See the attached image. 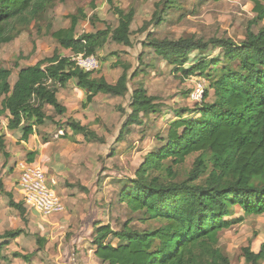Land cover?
Here are the masks:
<instances>
[{
  "label": "trees",
  "instance_id": "1",
  "mask_svg": "<svg viewBox=\"0 0 264 264\" xmlns=\"http://www.w3.org/2000/svg\"><path fill=\"white\" fill-rule=\"evenodd\" d=\"M250 1L256 14L253 22L262 21L264 0ZM50 2L0 0V46L11 43L30 27L38 15L47 12ZM107 2L117 18L114 28L77 36L79 22L87 18L78 10L68 17L67 28L53 30L47 25L46 34L60 49L84 58L95 57L109 40L130 47L134 11L126 12L114 6L112 0ZM156 8L157 27L176 8L175 0H162ZM148 37L146 46L160 59L171 64L179 62L178 70L185 78L196 74L205 78L213 101L206 102L205 90L200 106L174 112L166 136L157 137L160 148L145 156L134 178L118 182V203L139 214V222L155 223L157 227L133 230L129 221L115 232L107 224H96L90 242L93 256L100 264H230L219 239L242 222L240 217L233 218L234 209L245 216L264 215V26L256 34L248 27L244 41L238 44L228 38L204 41L195 36L177 40ZM215 49L221 50V56L205 59ZM194 51L200 55L197 61L189 57ZM188 62L192 65L183 68ZM14 68L18 72L11 85V72L0 67V117L19 143H26L38 127L53 121L45 113L46 107L55 115L66 114L57 94L71 81L85 93L82 107L92 104L99 94L113 98L128 94L127 68L115 84H109L103 77H96L94 71L79 69L71 57L58 52L31 66L20 67L17 62ZM129 110L122 130L141 125L143 118L161 111L156 98L141 87L132 91ZM65 127L86 143L99 140L80 122L70 120ZM118 137L121 140L122 134ZM0 153L9 157L1 139ZM35 155L28 152L26 161L33 162ZM195 155L191 169L180 180L173 167ZM0 193L25 221L24 203H16L12 194L4 191L1 177ZM22 233L5 232L0 236V249ZM37 244L43 245V240L37 239ZM241 251L247 264L264 261L262 248L258 253L249 246Z\"/></svg>",
  "mask_w": 264,
  "mask_h": 264
},
{
  "label": "rangeland",
  "instance_id": "2",
  "mask_svg": "<svg viewBox=\"0 0 264 264\" xmlns=\"http://www.w3.org/2000/svg\"><path fill=\"white\" fill-rule=\"evenodd\" d=\"M161 1L112 0L114 6L119 9L126 12L131 9L135 13L130 27L131 46L117 45L109 40L94 57L97 62L94 75L103 77L109 84H115L123 69L127 68L128 94L119 98L99 94L92 104L82 107L83 97L59 90L58 101L61 105L65 104L66 114L58 116L48 108L46 113L53 121H47L44 126L37 128L40 135L46 137L43 142L47 147L56 137L64 140L67 146L64 149L58 147L52 150L56 152L52 158L54 163L50 161L51 168L68 166L71 163L69 166L72 170L77 167L85 178H89V189L84 187L83 192L79 181L73 182L68 178L63 185L73 196H82V204H87L83 206L84 212L78 215L79 217L83 214L79 221L78 217L74 218L71 215L72 208L67 203L68 199H63L60 195L62 188H58V185L56 191L61 201L63 199L66 202L63 204L65 214L68 215L65 219L71 220L68 222L60 219L50 220L53 218L44 221L24 207L27 223H19L15 211L7 207L4 198H0V234L20 228L24 231L21 239L24 244L33 242L36 245L37 239H45L43 252L47 246V249L49 248L47 253L52 252L48 255V263L52 264L57 254L61 253L62 264H99L89 257L92 251L89 241L96 224H107L115 232L121 231L122 226L129 221V226L133 230L142 231L157 227L155 223L139 222L141 218L139 214L131 213L125 205L118 203L119 183L134 178V172L143 163L145 156L160 148L161 141L157 137L166 136L168 124L174 119V112L183 109L193 110L195 105L200 106L190 99L194 85L199 83L204 91H208L207 103L213 101L212 91L208 90L205 78L198 74L185 78L178 70L179 62L171 64L160 59L146 46L149 42L148 36L159 40H177L192 36L204 41L228 38L238 44L244 41L248 27L256 34L264 26V19L253 22L256 14L252 11L253 5L250 0H175L176 8L168 13L166 21L161 26L156 27L154 12ZM262 4L264 5V2ZM78 10H82L87 18L79 22L77 36L104 30L106 27L114 28L117 25V18L113 15L107 0H51L47 5V12L38 15L32 25L24 29L11 43L0 46V67L11 72L9 79L11 85L18 72L14 68L17 62L20 67H26L52 56L54 52L64 57L72 56L69 51L60 49L46 34V27L52 25L53 30L67 28L68 17L76 15ZM217 56H221L220 49L210 51L205 59ZM189 57L190 60H196L200 55L194 51ZM191 65L188 62L183 68ZM134 73L136 76L132 77ZM138 87L144 88L147 95L156 98L161 111L143 118L141 125H133L122 130L130 111L131 93ZM54 119L59 120L57 126H54ZM70 120L88 127L96 133L99 140L86 143L81 136L78 137L81 142L75 139L76 135H70L69 139L62 137L64 134H70L64 127L65 122ZM3 124H6V121L0 117V139L4 142L10 158L4 167L5 159L0 154V175L5 189L11 192L15 202H22L17 187L18 173L15 171V165L25 160L23 154L25 150L13 142L12 138L15 136L5 130ZM61 128L63 132H59ZM120 133L121 140L118 137ZM60 153L62 157H59ZM196 156L188 157L182 165L173 167L180 180L191 169ZM83 168H86L88 173ZM73 173L71 171V174ZM45 175L48 176L46 173ZM93 195H96L97 199L95 204L91 205ZM86 206L90 207V210ZM94 207L100 211L99 216H95L98 212ZM239 217L242 218V222L222 233L219 239V247L228 257L230 264H247L242 257V248L249 246L254 253H258L261 248L264 250V215L245 216L241 210L235 208L233 218ZM15 247L19 249L16 253L27 254L19 245L13 244L4 253L6 258L12 259L10 252H14L12 249ZM86 257L89 259L83 261L82 259ZM11 264H18V261H11ZM21 264L30 262L23 261ZM261 264H264V261Z\"/></svg>",
  "mask_w": 264,
  "mask_h": 264
},
{
  "label": "crops",
  "instance_id": "3",
  "mask_svg": "<svg viewBox=\"0 0 264 264\" xmlns=\"http://www.w3.org/2000/svg\"><path fill=\"white\" fill-rule=\"evenodd\" d=\"M15 81H16V79H15ZM14 82H13V84H14ZM61 92L76 94V95H78L80 97H83V101L85 99V93L83 91H81L80 89H78L76 83L75 82H72V81L69 82L67 84L66 88L62 89ZM59 95H60V92H58V94H57V99H58V96ZM62 105L65 107L66 112H67V108H66L65 104H62ZM48 108H50V107H46L45 108V113H46V110ZM54 121H55L54 122V126H57L59 120L54 119ZM3 125H4L3 126L4 129L6 130V124H3ZM64 127H65V124H64ZM58 128H60V127H58ZM66 130L69 131L67 128H66ZM59 132H63L62 128L59 129ZM69 133H70V131H69ZM66 135L68 137L65 138V139H69L71 133L70 134H66ZM13 136H15V135H13ZM78 137L79 136H75V139L78 142H81L82 140L80 138H78ZM45 139H46V137L41 136L40 133L37 130L34 131V134L31 137H29V139H28V141L26 143H19L16 136H15V138L14 137L12 138L13 142L16 145L19 144V146L22 147V149L25 150V152H23V154L25 155V160L24 161H26V155H27L28 152H35L36 153L33 162L39 164L42 167L44 173H46L48 175L47 176L48 179H52L53 178V179H55L57 181L58 188H62L61 190L58 189V191L60 190V195L63 196V199L64 198L65 199L66 198L68 199V202L67 203L72 208V211H70L71 212V215L74 218H77L80 213H83L84 212V207L83 206H85L87 204H82V202H81V200L83 199L82 196H80V197L73 196L72 194L69 193L70 191H68L67 189H65L63 187V185H64V183H66L67 179L69 178V179L73 180V182H78L79 181L81 183V187L82 188L85 187V188L89 189V187H88L89 178L87 176H86L87 178H85L82 175L81 171L77 170V167L74 170H72V168L69 166V165H71V163L70 164L67 163L68 166H65L64 165V166H60L58 168H53V167L51 168L50 167V161H52L54 163V160L52 158L54 157L53 156L54 155L53 153L56 152V151H52V150L53 149L55 150L58 147L64 149V147H67V146L65 145V143H64L65 141L64 140L59 139L58 137H56V139L54 141H50V144H48V147H47L44 144V142H43V141H45ZM54 147H56V148H54ZM63 149H62V151H63ZM26 150H27V152H26ZM6 151H7V149H6ZM7 153L9 154L8 151H7ZM1 155L5 159L3 164H5L4 167H6L7 166V161L9 160L10 155H9L8 158H5V156L3 154H1ZM59 157H62V154L61 153L59 154ZM16 165H15V171H16V173H18L17 168H16ZM12 170L13 169L11 168L10 171H12ZM83 170L86 173H88V170L86 168H83ZM71 171H73L74 173L71 174ZM86 175H88V174H86ZM0 177H1V175H0ZM1 179H2L3 186H4V191L7 192V193H11V192H9V191H7L5 189V185H4V182H3V178L1 177ZM84 180H87L86 183H83L82 182ZM0 198H4L6 200V202H7V199L4 196H2L1 193H0ZM63 199H62L63 202L61 201L62 204L63 203H66ZM96 199H97L96 198V195L95 196L93 195V200L91 201V205H94L95 204ZM63 206H64V204H63ZM7 207L9 209H12V208H10L8 206V202H7ZM86 207H87L88 210H90L89 209L90 207H88V206H86ZM12 210L15 211L16 216H17V218L19 220V223H23V222L25 224L27 223L26 222L27 221L26 218H25V221H24L20 217L19 213L16 210H14V209H12ZM95 210H97V209L95 208ZM97 212L98 213L95 214V216H99L100 215L99 214L100 211L97 210ZM81 215H83V214H81ZM81 215L78 217L77 221H79V218L81 217ZM67 217H68V215L65 214V207H64V210H63V212L61 214L56 215V216H53V217H50V218H53V219H50V220L60 219V220L64 221V220H66L65 218H67ZM68 221H71V220H69V219L66 220V222H68ZM15 230H22V229L17 228ZM15 230H13V231H15ZM5 232H11V231H4L2 234H0V236H2ZM23 234H24V231H23V233L19 237L15 238V239H13L11 241H9L8 244L4 245L0 249V264H9V263L11 264V261H18V264H21L23 261L24 262L25 261H29L30 264H38V263H41V264H51V263H48V255L52 254V252H50L49 254L47 253L48 250H49V248L47 249L48 246L45 248L46 251L43 252L44 246L46 244V240L39 238L40 240H43V245H38L37 244V240H36L37 247H36V245L33 242H28V243H25L24 244V243L21 242V239H22ZM2 242L3 241L0 240V243H2ZM89 242H91V239H90ZM13 244L19 245L20 246V249H22L25 252H27V254L20 255V254L16 253L17 251H19V249L15 247L14 249H12V251H14V252H10V253H12L11 254V258L12 259L6 258V256H5L4 253H6L7 250L10 249ZM90 252H91V256H89V257H92V259L96 260L100 264V262L93 256V251H90ZM20 253H22V252H20ZM89 257H86V258H84L82 260L85 261V259H89ZM61 259H62V255H61V253H59V254H57V257L55 258V260H54V262L52 264H62L60 262Z\"/></svg>",
  "mask_w": 264,
  "mask_h": 264
},
{
  "label": "built area",
  "instance_id": "4",
  "mask_svg": "<svg viewBox=\"0 0 264 264\" xmlns=\"http://www.w3.org/2000/svg\"><path fill=\"white\" fill-rule=\"evenodd\" d=\"M76 67L91 72L96 68L94 57L84 58L82 55L71 56ZM203 86L196 84L190 94V99L200 103L203 97ZM18 171L17 187L25 208L36 214L42 220L59 215L64 206L56 191L55 179H48L42 167L34 162L21 161L16 165Z\"/></svg>",
  "mask_w": 264,
  "mask_h": 264
}]
</instances>
